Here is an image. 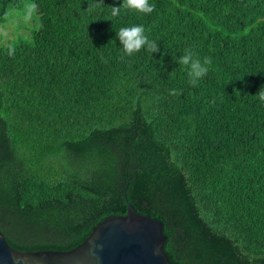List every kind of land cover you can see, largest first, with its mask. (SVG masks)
Segmentation results:
<instances>
[{
    "label": "trees",
    "instance_id": "obj_1",
    "mask_svg": "<svg viewBox=\"0 0 264 264\" xmlns=\"http://www.w3.org/2000/svg\"><path fill=\"white\" fill-rule=\"evenodd\" d=\"M26 2L30 41L0 44L8 244L70 250L130 203L161 222L171 264H264V0H149L115 17L123 0H0V22ZM133 24L158 51L121 59L115 33ZM188 48L211 61L195 86Z\"/></svg>",
    "mask_w": 264,
    "mask_h": 264
},
{
    "label": "water",
    "instance_id": "obj_2",
    "mask_svg": "<svg viewBox=\"0 0 264 264\" xmlns=\"http://www.w3.org/2000/svg\"><path fill=\"white\" fill-rule=\"evenodd\" d=\"M165 238L161 222L127 203L124 215H107L67 251H17L0 231V264H171L163 251Z\"/></svg>",
    "mask_w": 264,
    "mask_h": 264
},
{
    "label": "clouds",
    "instance_id": "obj_3",
    "mask_svg": "<svg viewBox=\"0 0 264 264\" xmlns=\"http://www.w3.org/2000/svg\"><path fill=\"white\" fill-rule=\"evenodd\" d=\"M122 9L136 14H150L154 10V5L149 3V0H123L122 5L113 7L111 16L119 15ZM115 35L122 45L121 59L125 56H132L139 52L142 47L152 53L158 51L157 44L149 39L142 24L121 27ZM12 54L13 49L9 45L8 55L11 56ZM178 63L185 67L188 83L195 86L208 73L211 61L206 56L201 58L195 49L188 48L185 49L183 55L178 57ZM259 100L264 101V91H259Z\"/></svg>",
    "mask_w": 264,
    "mask_h": 264
},
{
    "label": "rangeland",
    "instance_id": "obj_4",
    "mask_svg": "<svg viewBox=\"0 0 264 264\" xmlns=\"http://www.w3.org/2000/svg\"><path fill=\"white\" fill-rule=\"evenodd\" d=\"M38 25V16L31 2H26L21 10L11 8L6 18L0 22V44L29 42L32 31Z\"/></svg>",
    "mask_w": 264,
    "mask_h": 264
}]
</instances>
